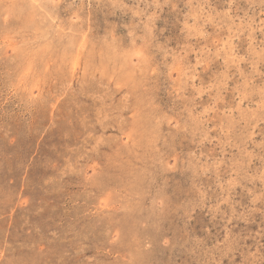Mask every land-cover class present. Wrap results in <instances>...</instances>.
Masks as SVG:
<instances>
[{"label": "rangeland", "instance_id": "374dc122", "mask_svg": "<svg viewBox=\"0 0 264 264\" xmlns=\"http://www.w3.org/2000/svg\"><path fill=\"white\" fill-rule=\"evenodd\" d=\"M0 264H264V0H0Z\"/></svg>", "mask_w": 264, "mask_h": 264}]
</instances>
